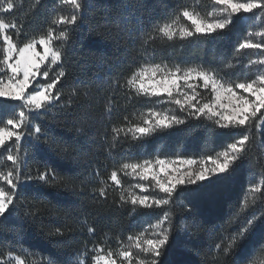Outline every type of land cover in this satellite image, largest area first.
I'll return each mask as SVG.
<instances>
[{
    "label": "trees",
    "instance_id": "obj_1",
    "mask_svg": "<svg viewBox=\"0 0 264 264\" xmlns=\"http://www.w3.org/2000/svg\"><path fill=\"white\" fill-rule=\"evenodd\" d=\"M12 1L16 10L5 17L10 16L24 25L28 37L42 34L56 13L67 15L72 11L70 6L53 5L50 0H43L42 4H37V0ZM123 2L92 0L88 19L76 37L75 54L65 66L66 77L57 84L64 93L62 101L67 102L70 98L73 105L77 97L71 96V89L77 90L83 105L78 115L88 112L92 127L85 132H77V116L64 118L57 109H52L47 117L35 120L28 117L27 123L31 127L39 125L42 129L49 128L50 120H58L59 126L50 132L57 138L82 140L86 136L87 139L80 145L81 150L73 153L75 159L68 160L52 156L43 143L44 137L39 144L35 140H21L19 155L25 161L20 168L22 179L26 174L37 176L46 169L55 171L60 177L70 174L74 179L68 188L51 186V182L45 186L33 181L43 189L42 192L27 190L18 193L23 201L19 211L7 223L0 221V264H18L16 257L24 264H47L48 260L55 258L65 264H79L80 261L94 264V257L99 252L101 256L111 252L112 258H117L116 254L122 245L128 243L129 236L142 232L148 223L157 222L158 217L149 218L145 213H160L162 210L137 208L132 211L130 205L121 208L119 192L113 190L109 181L111 172H118L125 187L127 180L121 171L124 163L178 157L196 160L216 155L224 150L226 143L232 142L228 140L222 144L218 141L217 133L221 130L203 117L189 120L178 128L134 139L131 133L125 134L126 129L141 123L140 114L154 105L148 97L135 95L123 85L140 67L156 63L182 69L202 67L218 71L225 79H236L237 69L242 68L244 61L241 54H234V44L249 31L259 30L264 12L254 11L259 16L254 24L253 14H242L237 27L223 38H213V34L207 38L169 41L157 33L154 26L172 22L175 19L173 11L181 5L191 11L208 12L211 9L209 4L198 0H139L142 7L128 11L122 8ZM109 16H119L126 23L118 27L113 21L109 25L111 37L100 40L96 30ZM249 25L253 26L251 30ZM55 28L54 37L60 39L55 46L63 49L62 38H58L61 26L56 25ZM119 28L126 30L121 32ZM137 29L143 31L137 32ZM21 38L25 39V36L21 35ZM226 62L233 68H228ZM56 70L57 66L50 76ZM110 78L121 85L115 92H109L105 84ZM77 79L83 83H77ZM84 92L89 95L84 97ZM4 126L0 123V127ZM117 128L125 131L117 134ZM248 134L255 143H250L252 150L244 167L227 180L187 199L174 195L175 203L171 205L174 231L168 251L160 257V264H219L223 257L221 249L230 242V236L236 235V229L249 218H255L256 223L264 219V124L259 125V130L254 126ZM12 151L15 154L14 148ZM6 155L0 154V172H7L11 167ZM69 164L74 169L71 173L66 167ZM105 184L108 186L107 201L99 198L95 191ZM257 186L261 192L252 191ZM4 187L7 190V186ZM72 188L74 192L69 190ZM179 192L180 187L177 194ZM94 195L97 202H93ZM185 206L191 209V216L184 210ZM184 225L191 227L186 229ZM57 228L65 234L55 235ZM88 228H93L94 232L89 233ZM258 239L259 231L253 236V242ZM216 244H220L221 249H216ZM262 262L264 252H258L249 264Z\"/></svg>",
    "mask_w": 264,
    "mask_h": 264
},
{
    "label": "snow or ice",
    "instance_id": "obj_2",
    "mask_svg": "<svg viewBox=\"0 0 264 264\" xmlns=\"http://www.w3.org/2000/svg\"><path fill=\"white\" fill-rule=\"evenodd\" d=\"M43 0H37L42 4ZM53 5L62 4L70 6L72 11L67 14L56 13L45 31L38 36H27V29L10 16L0 17V45H2V58H0V149L7 153L5 159L11 162L7 172H0V181L7 186L0 187V221L7 223L12 215L19 211L23 203L18 193L27 190L42 192L43 189L34 184L33 181L45 186L68 188L73 183V176L68 174L60 177L55 171L45 170L37 176L26 174L21 178L20 168L25 161L19 155L21 140L37 144L44 137V145L54 157L61 159H75L74 152L80 151V145L87 139L65 140L50 134L52 129L58 127V120L49 121V128L42 129L37 125L31 127L28 117L33 120L37 117H47L52 109H57L64 118L77 116L79 127L77 132H85L92 125L89 123L91 117L88 112L83 116L78 115V110L83 107L79 101V94L75 88L71 89V96L77 97L75 105L69 98L67 102L62 101L64 93L57 88V84L66 77L65 66L75 54L76 37L84 28L88 13L92 9V0H50ZM213 10L201 14L190 11L188 7L181 5L172 13L175 19L163 26H154V30L166 40H188L193 37L223 38L231 33L242 19V14H253V24L259 19L258 13L264 12V0H211ZM142 5L139 0H124L122 8L130 11ZM16 5L8 0L6 5L0 7V14H12ZM55 12V9H54ZM180 19L189 21V24L178 25ZM115 22L119 27L126 23L121 17H105L103 26L97 31L100 40L111 37L112 28L110 23ZM61 26L59 37L62 38L63 49L53 47L55 26ZM252 26V25H249ZM121 32L124 28H119ZM143 29H137L142 32ZM24 35L25 39L19 40ZM259 37V39H254ZM19 41V42H18ZM146 43V41H145ZM257 53V59H249L241 69H237L236 79L226 80L218 71L203 69L202 67L181 69L179 66L156 63L142 66L134 71L123 87L132 90L135 95L148 97L153 107L148 108L140 114L141 123L125 129L117 128L116 133L125 131L131 133L134 139L151 136L157 131H164L186 125L189 120H199L202 117L212 122L217 129V139L222 144L228 140L223 151L216 155L207 156L199 162L191 158H179V164L186 166V170L177 167L176 160L170 159H144L142 163H124L121 171L125 175H134L148 183H137L135 188L141 190V194L125 189L118 177L116 170L112 171L109 181L113 190L119 192V206H131V210L137 208L161 209L160 213L152 212L145 215L158 217L157 222L148 223L147 227L137 235L129 236L128 243L122 245L118 251L117 258H112V253L107 256L96 255L94 264H160V257L168 251L169 240L174 231L172 225L171 205L175 203L174 195L184 196L186 199L192 194L201 193L204 189L227 180L235 171L244 167L249 161L251 152L250 143L254 144V138H250L248 132L255 126L264 124V20L259 24V30L248 32L245 37L238 39L234 44V54ZM57 70L53 72V66ZM228 68H233L231 63L226 62ZM157 74L159 78L156 79ZM147 76V80L145 77ZM102 79V78H99ZM202 81L203 88L210 91L211 99L201 103L198 100L200 93L190 81ZM151 81V84H149ZM77 83L83 81L77 79ZM109 92L117 91L121 85L112 78L105 81ZM31 88V91L28 89ZM84 97L89 94L83 93ZM151 98H156L151 100ZM201 99H205L201 97ZM169 103L176 105V111L171 112L155 105ZM10 114V115H9ZM25 129H28L27 133ZM12 144L6 145V140H13ZM35 147L36 145H31ZM16 152L13 154L12 149ZM38 151L40 149H37ZM0 153V154H3ZM209 166L199 167L193 171L192 166L196 164H207ZM68 173L74 171L71 165H67ZM130 170V172H129ZM103 183V182H102ZM151 186L153 192H149ZM180 192L177 194V188ZM75 191L74 188L69 189ZM99 198L107 201L108 186L95 190ZM253 192H261L260 187H253ZM93 202H97V196H93ZM191 204V199L188 200ZM11 206V208H10ZM167 206V207H166ZM184 210L192 215L191 209L185 206ZM25 215H28L25 213ZM255 218H249L244 225L236 229V235L230 236L229 243L221 249L216 244V249H221L223 257L219 264H249L258 252H264V219L258 223ZM187 229L191 225H184ZM71 231V229H69ZM259 231V239L253 242V236ZM88 232H94L88 228ZM148 233V235H146ZM57 236L65 233L60 228L55 229ZM190 236L191 233H188ZM238 241L239 244L237 243ZM235 250V254H234ZM83 254V253H81ZM238 257V258H237ZM215 258V257H214ZM18 264H24L16 257ZM47 264H65L59 258L50 259ZM79 264H83L80 261ZM264 264V262H262Z\"/></svg>",
    "mask_w": 264,
    "mask_h": 264
},
{
    "label": "rangeland",
    "instance_id": "obj_3",
    "mask_svg": "<svg viewBox=\"0 0 264 264\" xmlns=\"http://www.w3.org/2000/svg\"><path fill=\"white\" fill-rule=\"evenodd\" d=\"M199 2H201V1H204V2H207L208 4H209V6H210V10L208 11V12H210V11H212L213 10V6H212V4H211V0H198ZM8 1H6V0H0V7H2V6H4V5H6V3H7ZM13 2V1H12ZM241 2H246V0H241ZM191 11V10H190ZM193 11H196V10H193ZM255 11V10H254ZM198 12V11H197ZM202 15L203 14H205L206 12L205 11H201L200 12ZM251 14V13H250ZM5 15L6 14H0V17H5ZM169 23H171V22H169ZM190 22L189 21H186L185 19H181V20H179L178 21V25H186V24H189ZM251 28H253V26H251L250 27V30H251ZM255 31H258V30H251V31H249V32H255ZM247 35V34H246ZM245 35V36H246ZM244 36V37H245ZM254 39H259V37H254ZM19 40H23L22 38H21V36H20V38H19ZM60 39H57V37H54L53 38V47H55V48H57L55 45H56V43L59 41ZM19 42V41H18ZM241 56L243 57V61H244V64H246L247 63V61L249 60V59H257L258 58V54L257 53H254V52H251L250 50H249V52L247 53V54H241ZM0 58H2V45H0ZM149 65H151V64H149ZM148 66V65H147ZM55 67V65L53 66V68ZM182 69V68H181ZM184 69H187V68H184ZM159 78V74H157V77H156V79H158ZM145 80H147V76L145 77ZM226 80H228V79H226ZM191 83H193V85H194V87H196V90H197V92H199L200 93V97H198V100H200V102L201 103H203V102H206V100L207 99H211V93H210V91H208V90H205L204 88H203V85H202V81H195V80H192V81H190ZM149 84H151V81H149ZM28 91H31V88H29L28 89ZM201 97H203V98H205V99H201ZM157 107H160V108H162V109H166V110H169V111H171V112H175L176 111V105H174V104H169V103H163V104H160V105H156ZM263 110V109H262ZM261 110V111H262ZM157 132H159V131H157ZM14 141V138H13V140H6V144L7 143H12ZM0 150H2V149H0ZM162 159H170V160H176L177 161V164H176V166L177 167H179V168H181V170H186V166H184V165H180L179 164V160H178V158H162ZM201 159H203V158H200V159H196L198 162L201 160ZM154 160V159H153ZM210 161H208L207 162V164H204V165H201V164H196V165H193L192 166V169H193V171H195V170H197L199 167H205V166H209L210 165ZM129 172H130V170H129ZM124 177L126 178V186H125V189L127 190V189H129V186H131V189L130 190H132V191H135L137 194H141V190L140 189H137V188H135L134 186H135V184H137V183H145V184H147L148 182L147 181H142V180H140L138 177H135L134 175H131V174H129V175H125L124 174ZM0 185H1V187H4L5 186V184H4V182L3 181H0ZM178 187H180V186H178ZM5 188V187H4ZM5 190H6V188H5ZM148 191L149 192H153V194H155V191H154V189L151 187V186H149V188H148ZM147 227V226H146ZM146 235H148V233H146ZM98 255H100V252L98 253ZM117 264H120V261H117Z\"/></svg>",
    "mask_w": 264,
    "mask_h": 264
}]
</instances>
